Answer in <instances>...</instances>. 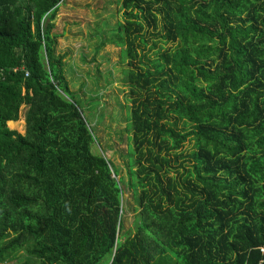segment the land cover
Here are the masks:
<instances>
[{
	"label": "trees",
	"instance_id": "trees-1",
	"mask_svg": "<svg viewBox=\"0 0 264 264\" xmlns=\"http://www.w3.org/2000/svg\"><path fill=\"white\" fill-rule=\"evenodd\" d=\"M62 2L0 0V264H264V0H117L96 50L122 48L127 181L64 77Z\"/></svg>",
	"mask_w": 264,
	"mask_h": 264
},
{
	"label": "rangeland",
	"instance_id": "rangeland-1",
	"mask_svg": "<svg viewBox=\"0 0 264 264\" xmlns=\"http://www.w3.org/2000/svg\"><path fill=\"white\" fill-rule=\"evenodd\" d=\"M117 0H63L57 9L51 33L55 37L56 53L64 55V77L70 83L76 102L92 127L93 151L104 154L121 170L127 181V169L132 163L131 136L127 131L128 108L124 84L122 48L105 44L98 51L100 37L117 22ZM105 26H104V25ZM23 124L9 125L25 134L26 110L20 108ZM129 210L124 215V230L132 228L134 203L131 192L124 194ZM28 260L25 253L6 264H21Z\"/></svg>",
	"mask_w": 264,
	"mask_h": 264
},
{
	"label": "clouds",
	"instance_id": "clouds-1",
	"mask_svg": "<svg viewBox=\"0 0 264 264\" xmlns=\"http://www.w3.org/2000/svg\"><path fill=\"white\" fill-rule=\"evenodd\" d=\"M29 74V73H28ZM28 74H27V76H28Z\"/></svg>",
	"mask_w": 264,
	"mask_h": 264
},
{
	"label": "built area",
	"instance_id": "built-area-1",
	"mask_svg": "<svg viewBox=\"0 0 264 264\" xmlns=\"http://www.w3.org/2000/svg\"><path fill=\"white\" fill-rule=\"evenodd\" d=\"M28 74V73H27ZM264 251V250H263Z\"/></svg>",
	"mask_w": 264,
	"mask_h": 264
}]
</instances>
